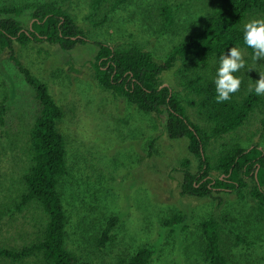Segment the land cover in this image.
Here are the masks:
<instances>
[{
	"label": "rangeland",
	"instance_id": "rangeland-1",
	"mask_svg": "<svg viewBox=\"0 0 264 264\" xmlns=\"http://www.w3.org/2000/svg\"><path fill=\"white\" fill-rule=\"evenodd\" d=\"M22 1L44 0H0V5ZM165 1L175 9V19L162 33L158 32V6L163 0H127L101 26L91 24L89 0H70L63 7L90 42L70 51L48 42L26 46L14 42L17 58L47 85L64 111L58 128L66 142L68 174L60 190L67 217V247L87 264H123L139 247L150 244L157 246L150 264H207L199 223L213 216L250 242L248 247L239 244L231 249L234 264H264V223L255 216L253 202L239 199L234 192L216 194L215 198L181 195L183 159H189L192 171L197 165L187 150V139L168 137L165 113H144L101 89L94 79L89 64L96 52L92 42L117 48L137 44L161 62L174 44L197 28L212 3ZM21 19L25 26L29 23L27 15ZM240 51L244 72L253 84L264 74V59H252L247 51ZM178 66L176 62L161 76L164 84L179 88ZM4 98L8 109L0 123V245L20 247L31 242L39 228L37 209L14 208L21 190L20 177L28 163L24 133L33 120L35 102L6 49L0 48V104ZM188 114L192 122L203 124L190 107ZM260 120L259 113H250L235 132L213 141L208 152H216L220 144L232 140L242 146L258 142L264 150L259 139ZM179 212L186 215L185 228L163 225V219ZM112 215L119 220L111 239L102 247L96 246L94 239Z\"/></svg>",
	"mask_w": 264,
	"mask_h": 264
},
{
	"label": "trees",
	"instance_id": "trees-1",
	"mask_svg": "<svg viewBox=\"0 0 264 264\" xmlns=\"http://www.w3.org/2000/svg\"><path fill=\"white\" fill-rule=\"evenodd\" d=\"M68 1L0 5V48L6 49L9 60L32 90L35 102L33 120L24 133L23 146L28 163L20 177L21 190L14 208L22 211V208L34 207L40 214L34 239L20 247L0 245V262L26 264L32 260L33 264H87L66 244L67 217L60 188L68 171L66 142L58 128L64 111L47 85L21 63L14 49V42L21 46L48 42L70 51L90 42L75 17L63 7ZM126 1L89 0L91 24L103 25L109 14ZM158 10V32L162 33L173 26L175 9L163 0ZM22 15L29 17L26 26ZM259 18H264V0H212L197 28L174 44L161 62L137 44L117 48L94 41L96 52L89 64L101 89L124 98L144 113H165L168 137L187 139V150L197 165L192 171L189 159H183L181 195L207 198L234 192L239 199L248 198L253 202L255 216L264 223V150L260 144L242 146L232 140L220 144L216 152H208L213 141L235 132L254 112L261 115L259 139L264 142V95L255 94V83H250L245 66L233 73L240 78L241 85L238 92L231 94L230 100L217 103L214 84L220 57L230 47L244 49L254 59L253 49L244 43L243 26ZM176 62H179L176 69L179 88H172L161 81V76ZM189 107L202 125L191 121ZM7 109L4 98L0 104L1 124ZM19 140L22 148V133ZM218 199L221 201L220 197ZM185 219L183 212L174 213L163 219V225L185 228ZM118 220L117 215L107 219L100 235L94 239L96 246L102 247L111 239V231ZM199 227L203 237L202 254L207 264H234L231 249L239 244L250 245L233 227L213 216L201 220ZM156 252L154 244L141 246L124 259L123 264H150Z\"/></svg>",
	"mask_w": 264,
	"mask_h": 264
},
{
	"label": "clouds",
	"instance_id": "clouds-1",
	"mask_svg": "<svg viewBox=\"0 0 264 264\" xmlns=\"http://www.w3.org/2000/svg\"><path fill=\"white\" fill-rule=\"evenodd\" d=\"M243 30L244 43L253 49V58L264 59V18L249 20L244 24ZM244 66L242 52L237 47H230L227 53L221 55L214 80L217 103L230 100L231 94L239 91L241 80L233 73L238 72ZM254 91L256 95H264V74H259V79L255 81Z\"/></svg>",
	"mask_w": 264,
	"mask_h": 264
}]
</instances>
